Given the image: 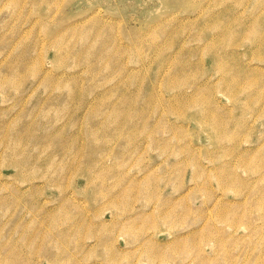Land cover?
Instances as JSON below:
<instances>
[{"label":"rangeland","instance_id":"obj_1","mask_svg":"<svg viewBox=\"0 0 264 264\" xmlns=\"http://www.w3.org/2000/svg\"><path fill=\"white\" fill-rule=\"evenodd\" d=\"M0 264H264V0H0Z\"/></svg>","mask_w":264,"mask_h":264},{"label":"bare ground","instance_id":"obj_2","mask_svg":"<svg viewBox=\"0 0 264 264\" xmlns=\"http://www.w3.org/2000/svg\"><path fill=\"white\" fill-rule=\"evenodd\" d=\"M188 2H189V1H188ZM188 2H187V3H188ZM13 5H14V4H13ZM256 5H257V4H256ZM202 12H203V10H202ZM252 29H253V28H252ZM254 33H255V31H254ZM53 44H54V43H53ZM208 102H209V101H208ZM109 104H110V103H109ZM137 115H138V114H137ZM213 120H214V119H213ZM219 127H220V126L218 125V129H219ZM92 132H93V131H92ZM57 170H58V169H57ZM6 189H7V188H6ZM61 189H62V188H61ZM83 231H84V230H83Z\"/></svg>","mask_w":264,"mask_h":264}]
</instances>
